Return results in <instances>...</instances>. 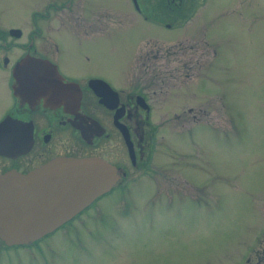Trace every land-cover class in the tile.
Returning a JSON list of instances; mask_svg holds the SVG:
<instances>
[{
    "label": "rangeland",
    "instance_id": "1",
    "mask_svg": "<svg viewBox=\"0 0 264 264\" xmlns=\"http://www.w3.org/2000/svg\"><path fill=\"white\" fill-rule=\"evenodd\" d=\"M32 1L47 0H21ZM92 1L76 0L88 34H109L97 62L117 86L153 99L156 153L146 166L121 160L126 186L73 226L32 248L0 239V264H250L264 244V0H182L177 15L166 0H140L147 18L132 0ZM16 4L0 0V21L14 19L3 11ZM39 19L40 34L82 24L65 11ZM146 36L170 70L143 68Z\"/></svg>",
    "mask_w": 264,
    "mask_h": 264
},
{
    "label": "flooded vegetation",
    "instance_id": "2",
    "mask_svg": "<svg viewBox=\"0 0 264 264\" xmlns=\"http://www.w3.org/2000/svg\"><path fill=\"white\" fill-rule=\"evenodd\" d=\"M81 1L85 5V0ZM166 1L172 11L181 3V0ZM139 2L132 0L137 13L149 17L143 10L148 4H142V8ZM78 3L76 0H47L42 7L37 6L36 1L22 4L17 0L15 7L3 11H8L14 19L9 23L0 21V173L8 169L27 172L65 155L99 156L124 171L121 160L127 158L133 166H146L156 153L157 127L151 122L153 99L135 85L117 86L108 70L101 69L97 58L105 50L109 34H88ZM23 7L24 14H21ZM196 7L197 3H191L193 13ZM63 11L65 21L82 23L77 34H40L38 19H50L54 13ZM26 21L29 26L24 25ZM50 25L51 29L60 31ZM148 37L138 42L142 49L146 47L143 53L146 65L142 67L148 69L147 63L157 61L158 67L150 63V68L158 72L170 70L164 67V61L159 63L164 58L161 48H154L157 43ZM33 58L45 59L49 64L27 62ZM56 73L59 78L54 79L52 76ZM124 176L119 182L126 179ZM109 191L69 218L70 225L63 223L55 232L64 224L65 228L73 226ZM178 200L174 198L173 202H180ZM130 203L134 205V201ZM151 208L144 210L152 213L147 211ZM131 216L136 219L134 224L141 225L136 215ZM43 237L36 240L38 244ZM252 257L250 264H264V244L257 253L255 249Z\"/></svg>",
    "mask_w": 264,
    "mask_h": 264
},
{
    "label": "water",
    "instance_id": "3",
    "mask_svg": "<svg viewBox=\"0 0 264 264\" xmlns=\"http://www.w3.org/2000/svg\"><path fill=\"white\" fill-rule=\"evenodd\" d=\"M27 62L49 64L41 58ZM121 174L99 156H56L27 172L5 170L0 174V238L6 244L39 238L110 189Z\"/></svg>",
    "mask_w": 264,
    "mask_h": 264
},
{
    "label": "trees",
    "instance_id": "4",
    "mask_svg": "<svg viewBox=\"0 0 264 264\" xmlns=\"http://www.w3.org/2000/svg\"><path fill=\"white\" fill-rule=\"evenodd\" d=\"M182 1V0H181ZM174 8H176L175 9V13H176V15L178 14V11L181 9V3L180 4H178V5H176ZM181 14V13H180ZM124 186H126L125 184H124ZM123 186V187H124ZM119 189H121V187H118V190ZM65 223H69V221L68 222H65ZM64 226H65V224H64ZM62 227V226H61ZM89 229V228H88ZM57 230V229H56ZM96 229H89V231L91 232V233H94V231H95ZM36 240L34 241V242H32V243H30V244H27V245H31L30 247H28V248H32L33 247V245H35L36 244ZM6 246H8V245H6Z\"/></svg>",
    "mask_w": 264,
    "mask_h": 264
}]
</instances>
